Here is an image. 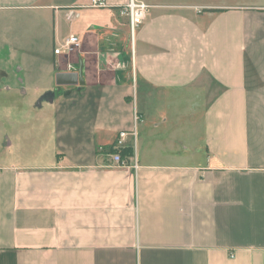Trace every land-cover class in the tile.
<instances>
[{
    "label": "crops",
    "instance_id": "1",
    "mask_svg": "<svg viewBox=\"0 0 264 264\" xmlns=\"http://www.w3.org/2000/svg\"><path fill=\"white\" fill-rule=\"evenodd\" d=\"M91 1L0 0V77L45 101L0 156V264H264V0H133L132 48L129 0Z\"/></svg>",
    "mask_w": 264,
    "mask_h": 264
},
{
    "label": "rangeland",
    "instance_id": "2",
    "mask_svg": "<svg viewBox=\"0 0 264 264\" xmlns=\"http://www.w3.org/2000/svg\"><path fill=\"white\" fill-rule=\"evenodd\" d=\"M0 67V70L5 69L2 63ZM12 70L11 67L7 68V76L0 77V156L8 150L17 158L21 150L24 151L22 146L29 141H33L34 136H37L35 133L23 131L22 127L40 123L32 110L37 109L40 103L45 101L41 97L42 100L37 101L31 98H23L19 91L15 90L16 86L19 85L14 83L15 78ZM24 86L25 88L32 87L33 90L40 87L39 84H25ZM11 88H13L12 91ZM27 110H31V113L24 115ZM27 150L28 148H26Z\"/></svg>",
    "mask_w": 264,
    "mask_h": 264
},
{
    "label": "built area",
    "instance_id": "3",
    "mask_svg": "<svg viewBox=\"0 0 264 264\" xmlns=\"http://www.w3.org/2000/svg\"><path fill=\"white\" fill-rule=\"evenodd\" d=\"M90 7L92 8H104L106 7V3L103 0H92ZM149 6L141 3L136 2L133 0H129L127 4L120 7V15L126 16L128 21V30H129V41L131 48L133 47L134 37L136 31L144 22ZM80 48V42L77 37L70 36L67 38L58 48L54 49V55H66L69 56L75 53ZM68 69L71 66H67ZM126 134L119 133L116 142L111 148L110 151V166L111 167H118V168H128L133 171H137L140 167L135 159H132V155L127 158H122L120 154V150L124 148V141H125Z\"/></svg>",
    "mask_w": 264,
    "mask_h": 264
},
{
    "label": "trees",
    "instance_id": "4",
    "mask_svg": "<svg viewBox=\"0 0 264 264\" xmlns=\"http://www.w3.org/2000/svg\"><path fill=\"white\" fill-rule=\"evenodd\" d=\"M132 153H133L132 147H130V146L124 147L120 150V154H121L122 158L130 157L132 155Z\"/></svg>",
    "mask_w": 264,
    "mask_h": 264
},
{
    "label": "water",
    "instance_id": "5",
    "mask_svg": "<svg viewBox=\"0 0 264 264\" xmlns=\"http://www.w3.org/2000/svg\"><path fill=\"white\" fill-rule=\"evenodd\" d=\"M75 78V77H74Z\"/></svg>",
    "mask_w": 264,
    "mask_h": 264
}]
</instances>
